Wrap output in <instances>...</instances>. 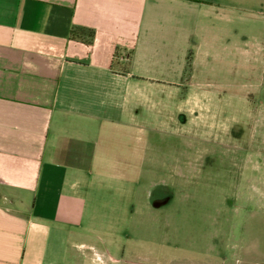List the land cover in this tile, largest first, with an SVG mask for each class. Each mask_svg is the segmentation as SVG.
<instances>
[{
  "label": "crops",
  "instance_id": "1",
  "mask_svg": "<svg viewBox=\"0 0 264 264\" xmlns=\"http://www.w3.org/2000/svg\"><path fill=\"white\" fill-rule=\"evenodd\" d=\"M233 11L213 0H0V264H97L91 178L122 176L140 95L195 88L207 59L230 57L217 48L238 34Z\"/></svg>",
  "mask_w": 264,
  "mask_h": 264
},
{
  "label": "rangeland",
  "instance_id": "2",
  "mask_svg": "<svg viewBox=\"0 0 264 264\" xmlns=\"http://www.w3.org/2000/svg\"><path fill=\"white\" fill-rule=\"evenodd\" d=\"M213 1L234 10L230 57L206 60L197 94L140 95L122 176L91 178L97 264H264V0Z\"/></svg>",
  "mask_w": 264,
  "mask_h": 264
},
{
  "label": "trees",
  "instance_id": "3",
  "mask_svg": "<svg viewBox=\"0 0 264 264\" xmlns=\"http://www.w3.org/2000/svg\"><path fill=\"white\" fill-rule=\"evenodd\" d=\"M88 34H89L90 39L93 40L94 39V32L93 31H89Z\"/></svg>",
  "mask_w": 264,
  "mask_h": 264
}]
</instances>
